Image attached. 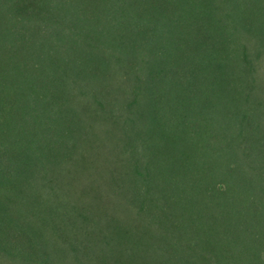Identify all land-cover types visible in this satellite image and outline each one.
Returning <instances> with one entry per match:
<instances>
[{
    "label": "trees",
    "instance_id": "1",
    "mask_svg": "<svg viewBox=\"0 0 264 264\" xmlns=\"http://www.w3.org/2000/svg\"><path fill=\"white\" fill-rule=\"evenodd\" d=\"M0 264H264V0H0Z\"/></svg>",
    "mask_w": 264,
    "mask_h": 264
}]
</instances>
